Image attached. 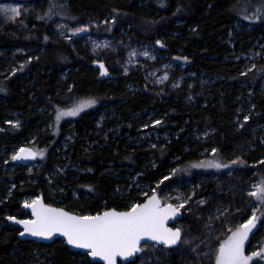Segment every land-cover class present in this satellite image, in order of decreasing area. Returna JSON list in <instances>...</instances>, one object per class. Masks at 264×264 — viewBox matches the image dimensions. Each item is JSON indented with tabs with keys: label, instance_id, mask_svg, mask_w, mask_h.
<instances>
[{
	"label": "trees",
	"instance_id": "16d2710c",
	"mask_svg": "<svg viewBox=\"0 0 264 264\" xmlns=\"http://www.w3.org/2000/svg\"><path fill=\"white\" fill-rule=\"evenodd\" d=\"M261 3L264 0H37L28 22L30 38L33 37L31 40L24 42L13 35L0 33L2 55L8 54L9 49L22 46L33 50L23 55L24 59L21 58L15 72L0 81V152L4 147H19L22 140L42 128L40 122L43 118L52 119L57 107L70 108L81 98H94L96 106L106 99L115 101L114 106L122 116L129 111L141 112L144 109L146 98L143 93L124 88L125 84L137 80L114 75L112 82L106 83L78 47V35L115 39L120 30L127 29L139 40L162 41L164 52L171 57L181 53L187 56V62L193 69L219 76L213 90L206 95V102L200 105H174L166 100L146 105L151 109H161L166 114L159 124L160 128L174 132L180 130L169 139H159L155 147L149 145L143 150L123 146L120 139L117 146L107 145L101 139L99 143L87 147L83 141H75L72 150L63 154L70 156L69 160L81 168H90L91 172L70 170L57 183L67 186L69 182L72 191H77L76 199L72 191L65 187L63 193L56 194L62 201L52 202L48 198V183L43 178L52 164L66 160L62 159L63 154L51 151L68 133L65 121L57 124L53 118L56 121L53 128L34 141L37 147L43 143L45 146L40 159L41 167L33 175H25L23 166L16 162H13L15 169L5 168L6 157L0 156V264H101L91 262L85 253L70 251L61 239L49 244L21 240L18 238L19 228L9 224L7 217L27 218L29 213L20 207L22 199L39 195L48 204L80 215L95 214L106 208L125 210L130 205L128 202L140 203L146 198L135 192L116 194L115 189L125 183L121 178L133 173L140 174L141 182L155 185L165 202L174 204L176 200L163 193L165 188L186 181L196 182L201 178L200 183L194 186V197L205 201L197 203L192 210L181 209L182 218L177 221L176 227L182 229V236L188 243L181 240L172 248L141 244V253L133 259L134 264H149L141 259L144 254L153 255L157 258L155 260L166 264H215V250L227 238L228 226L234 228L236 224L233 225V221L238 218L243 221L251 215L249 209L236 206L237 194L242 193L243 202L251 199L258 204L248 195V185L252 180L260 183L264 179V163H257L264 160V146L259 147L258 153L250 151L245 136L250 124L264 123V86L261 84L264 79V55L253 61L255 67L252 65L247 70H244L241 61L228 58L250 49L254 39L264 36L261 29L264 19H257L255 24L258 26L252 33L239 34L233 29L236 20H245L240 12L244 11L246 16L254 18L256 7ZM57 20L65 21L69 26L87 24L88 27L76 34L68 32L70 39L55 41L49 37V28ZM230 32L233 36L228 40L232 42V48L226 43ZM28 57L32 59L29 61ZM5 62L0 56V71ZM63 73L64 79L61 78ZM241 96L248 98L255 113L248 115L249 120L238 128L232 122ZM93 110L81 112L73 120L75 140L86 138L89 132L95 130L96 120L91 117ZM13 113L18 114V127L7 122ZM192 126L200 130L206 127L213 129L211 140L200 145V149L211 151L216 148V153L197 155L194 148L198 144L185 136ZM181 128L184 130L181 131ZM45 140H48L47 144ZM235 151L246 164L229 165L223 169L189 167L192 163L214 158L228 164L236 159L234 155L231 157ZM173 168H177L178 172L158 186L157 181ZM230 168H233L232 172L227 175L226 171ZM254 170V175L250 177ZM233 184L236 186L230 188ZM89 185L91 188L87 187ZM219 207L222 210L218 215L211 216L209 209ZM226 208L228 212H224ZM210 222L214 226L211 232L208 231ZM259 224L262 228L254 229L249 235L251 243L264 239V217Z\"/></svg>",
	"mask_w": 264,
	"mask_h": 264
},
{
	"label": "rangeland",
	"instance_id": "374dc122",
	"mask_svg": "<svg viewBox=\"0 0 264 264\" xmlns=\"http://www.w3.org/2000/svg\"><path fill=\"white\" fill-rule=\"evenodd\" d=\"M36 1L19 2L15 0H0V7L11 8L15 5L21 6V15L15 20L7 19L5 13L0 12V33L13 35L24 42L31 40L33 37L30 38L31 30L28 22L32 12L34 11ZM25 9H27V11H25ZM240 13V16L243 18L246 16L244 11ZM7 15H11V13L9 12ZM21 20H23V24L20 23ZM245 21L247 22L245 23ZM257 21L258 20L255 17L252 19H245L244 21L239 19L234 23L233 29L239 34L243 32L252 33L258 26L255 24ZM80 27V24L69 26L65 21L57 20L49 28V37L51 40H60L68 37V32H70L69 29ZM261 29L264 31V25L261 26ZM61 33H63V35ZM232 36L233 35L230 32L228 38L226 39L227 45H229L231 48L233 45L228 39H230ZM77 45L80 50L83 51V53H85V55L89 58L99 77L104 79L106 83L112 82L111 77L114 75L128 76L131 77V79L137 80L138 82L133 81L135 83L129 82L125 84L124 88L129 91L143 93L146 98L144 100V109L141 112L129 111L126 116H122L118 109L114 106L115 101H109V99H106L103 100L100 106H96L97 104L91 105L81 110V112H87L91 109H94L91 117L96 120L94 127L95 130L89 132L86 138H79L78 140H75L76 134L72 130V127L74 124L73 120L79 115V113L76 116L62 117L60 121H65L68 133L62 136L58 144H56V146H54V148L51 150L54 154H63L65 151H71V146L75 141H83L85 147H87L92 144L99 143L98 140L101 139L107 143V145L117 146L118 140L120 139L123 141V146L136 147L143 150L147 149L149 145H156L159 139H169L171 136L180 133V130L174 132L171 129L160 128L159 124H153L152 122L154 120L161 121L166 114L164 111H161V109H151L146 105H151L152 103L161 102L163 100H166L174 105L182 103L200 105V103L206 102V95L210 93L211 90H213L212 87L214 88V83L219 80V76L209 74L205 71L195 70L190 66V64H188L187 61L177 59V57L184 56L181 52L180 56L171 57L164 52L162 44L158 45L157 43L139 40L127 29L120 30L117 38L115 39L81 34L77 36ZM31 51L33 50L22 46L9 49L8 54L2 55V53H0V56L4 57L6 61L5 66H3V68H1L2 71H0V81L4 79L6 75L12 74V70L16 69L17 65H20L22 61L21 58L24 59L23 55ZM145 51L149 52L150 55L144 56L143 53ZM133 53L135 54L133 55ZM263 55L264 36L260 35L253 40L250 49L244 52L234 53L228 58L229 60L233 61H241L245 67L244 70H247L248 68L252 67L254 60L257 61L258 58L263 57ZM97 60L104 62L105 67L108 69L106 75H101L99 64L93 63V61ZM126 68L127 72L125 71ZM166 73L167 76H165ZM61 78H65V73L61 75ZM261 84L264 86V79L262 80ZM239 100L241 102L237 110H235L232 123L238 128H241L245 122L243 119L244 116L254 114L255 112L254 106L249 104V100L246 98V96H241ZM71 107L73 106H70V108ZM46 110L47 107L44 109V111ZM10 117L11 118H9L8 121H19L18 114L16 113L11 114ZM55 117L56 115H53L52 119L43 118V120L40 122L42 128H39L37 133L27 136L26 140H22L19 147H4L1 149L0 156L6 157V160L4 161V164L6 165L5 168L11 170L15 169L16 165L14 163L16 160H12L11 156L13 152L21 147H29L34 149V151L44 149V143L40 147L35 146L33 143L37 138L43 136V133L46 130L53 128L52 126L56 122L53 120ZM60 121L57 122V124H59ZM106 121H110L112 123L107 124ZM144 125H148V127H144ZM183 130L184 128H181V131ZM189 131L190 132H187L185 136L191 137L196 141V144H198L196 145L197 148H194V151L197 152V155H210L212 150L207 151V148L201 150L200 145H203L211 140L210 136L213 133V129L206 127L203 130H200L197 126H192V129ZM245 136H247L248 140L247 148L250 151H256L258 153L260 149L259 147L264 146V123L250 124L246 129ZM45 142L47 144L48 140H45ZM237 154V151L232 152L231 157H233V155L237 157ZM69 157L70 156L67 154H63L62 159H66L65 162L52 164L50 169H48L43 176V178L48 183V198L52 202L62 201L56 197L57 193H63L65 189H70L72 191V187L69 186V182L66 183L67 186H65V184H59V182L57 183L61 177L65 176L67 171L73 170L77 173H82L83 171L91 172L90 168L84 169L79 165L74 164L69 160ZM41 158L42 156L37 155L35 160L21 164L23 166L22 170L25 175H33L36 170L41 167ZM149 162H152V160ZM232 169L233 168L227 169L226 174L229 175L232 172ZM254 173L255 170L252 171V174L249 176L252 177ZM139 177V173H133L132 176L121 178V180L125 181V183L123 182L122 185L115 189L116 194L124 195L135 192L136 195L140 196H143L141 193H147L148 195H151V190L156 188V186L147 185L146 183L141 182ZM201 180L202 179L199 178L196 182L186 181L175 187H167L163 193H165L169 199H175V204H179L180 200L182 199L191 197L188 204H186L182 209L192 210L196 207L197 203L203 199L194 197V186L195 184L200 183ZM255 183L259 182L252 180L249 183L247 193L253 190L252 186ZM235 186L236 184H233L230 186V188H234ZM72 195L73 198L76 199L77 191L73 190ZM178 196L180 199H177ZM33 198V196L25 197L22 199V203L25 201L30 202ZM235 201L237 202V207L243 206L244 208L249 209L250 213L252 207L257 206V204L251 199H246V201L243 202L242 193L237 194ZM250 201H252L251 204L249 203ZM131 203L133 202H128V204ZM221 210L222 207L214 208L213 210L209 209V213L211 216H215L218 215ZM238 222H242V220L238 218V220L233 221L232 224L235 225ZM230 227L231 226H228V228ZM260 228H262L261 225L258 227V229ZM213 229V222H210L208 224V231L211 232ZM260 245H264V239L258 241L257 243H251V238L246 240L245 253L248 254L256 250ZM143 257L141 259H144L145 262L149 264H166V262L155 260L156 257H153V255L144 254ZM253 259L258 260L259 258ZM201 264L205 263L202 262ZM260 264H264V261H261Z\"/></svg>",
	"mask_w": 264,
	"mask_h": 264
},
{
	"label": "snow or ice",
	"instance_id": "6c2138e0",
	"mask_svg": "<svg viewBox=\"0 0 264 264\" xmlns=\"http://www.w3.org/2000/svg\"><path fill=\"white\" fill-rule=\"evenodd\" d=\"M20 8V5L11 8L0 7V12H4L7 19L15 20L21 15ZM9 12L11 15H7ZM45 15H48V13ZM37 18L41 19L42 17ZM244 18L251 19L252 17L245 16ZM255 18L264 19V3L256 7ZM113 20H115V17H113ZM20 23L23 24V20ZM87 27L88 25L85 24L80 28L69 29V31L76 34L84 31ZM61 34L63 35V33ZM45 39L47 40L48 37H45ZM66 39H70V37H66ZM156 43L160 45L162 41L157 40ZM143 55L149 56L150 54L145 51ZM31 59L32 57H28L29 61ZM177 59L187 61L188 57H177ZM93 63L99 64L101 75L107 74L108 69L103 61L97 60ZM12 71L15 72L16 69ZM125 71L127 72V68ZM165 76H167V73ZM96 102L94 98H81L71 108L57 107L55 119L59 122L62 117L76 116L81 110L96 104ZM243 119L247 121L249 117L245 115ZM8 123L19 126L18 121H8ZM152 123L160 124L161 121L154 120ZM144 127H148V125H144ZM152 147H155V145H152ZM212 152L216 153L217 149L213 148ZM43 154V150L34 151L29 147H21L13 152L11 159H28L37 155L43 156ZM257 163H264V160ZM237 164L244 165L246 161L237 156L235 160L229 161L228 164L211 160L192 163L189 167L223 169L228 168L229 165ZM183 170L187 171V169ZM177 172V168L171 169L168 175L162 176L157 181V185L159 186L164 181H168ZM87 187L91 188L90 185ZM252 188L253 190L248 195L259 203L256 207H252L251 215L243 219L242 223L228 229L227 238L222 240L215 250V264H250V262L251 264H260L261 261H264V245L258 246L256 250L248 254L245 253V241L249 239V235L253 233L254 229H258L259 222L264 217V179L260 183L253 184ZM151 192V195L141 193L146 197L143 203L133 202L123 211H118L116 208H106L102 212L87 215H78L66 211L64 208H55L52 205L45 204L40 196H36L30 202H24V206L32 210L31 219L18 220L16 216H8L7 219L23 225V231L19 233L20 236L28 234L49 239L54 234L59 233L68 245L85 249V255L92 258L99 257L104 264H117L118 257L124 258L126 264H134V260L129 258L141 252V242L145 238L165 246L177 245L181 240L188 243L182 236V229L180 227L170 228L167 226L166 221L171 217H175L188 204L191 197L180 200L179 204H174L165 202L157 193L156 188H153ZM177 199H180V197L178 196ZM199 203L203 204L205 201L201 199ZM249 203L251 204L252 201ZM258 210L260 215H258ZM228 211L227 208L224 209V212ZM236 211L239 212L240 209ZM193 251L196 250L193 249ZM253 258L259 259L254 260Z\"/></svg>",
	"mask_w": 264,
	"mask_h": 264
},
{
	"label": "water",
	"instance_id": "95a60500",
	"mask_svg": "<svg viewBox=\"0 0 264 264\" xmlns=\"http://www.w3.org/2000/svg\"><path fill=\"white\" fill-rule=\"evenodd\" d=\"M33 159H34V157H33V158H28V159H20V160H16V161H17L18 164H25V163H28V162L32 161ZM40 197H41V199H42V196H40ZM145 199H146V198H145ZM145 199H144V200H145ZM42 201H43V199H42ZM140 203H143V201L140 202ZM45 204H46V203H45ZM21 207H22L24 210H26L27 212H29V214H30V218H29V219H31V218H32V210H31L30 208L25 207L24 204H22ZM53 207H55V208H60V207H56V206H53ZM103 211H104V210H103ZM118 211H121V210H118ZM101 212H102V211H101ZM181 218H182V211L180 210V212L177 213V215H176L175 217H171L168 221H166V224H167V226L170 227V228H176L177 221L180 220ZM18 220H19V219H18ZM9 223L12 224V225H14V226H16V227H18V228L20 229V232L23 231V225H20V224H18V223H16V222H14V221H10V220H9ZM18 238L21 239V240L37 241V242H41V243H45V244H49V243L53 242L55 239H61V240L65 243V245L69 248L70 251L81 252V253H85V252H86L85 249L76 248V247H73V246H71V245H68V244L66 243L64 237H63L62 235H60L59 233L54 234L53 237H52V238H49V239L38 238V237H34V236H31V235H28V234H25L24 236H20V235L18 234ZM144 243L153 244V245L165 246V245H163V244H157L156 242L151 241V240H148V239H146V238H145V240H143V241L141 242V244H144ZM178 243H179V242H178ZM175 246H176V245L165 246V247L172 248V247H175ZM140 253H141V252H140ZM140 253H137L134 257L129 258V259H132V260H133L135 257L139 256ZM88 258L90 259L91 262H98V263L104 264L103 260H102L101 258H99V257L92 258V257H89V256H88ZM117 264H126V262H125L124 258L118 257V258H117Z\"/></svg>",
	"mask_w": 264,
	"mask_h": 264
},
{
	"label": "bare ground",
	"instance_id": "6f19581e",
	"mask_svg": "<svg viewBox=\"0 0 264 264\" xmlns=\"http://www.w3.org/2000/svg\"><path fill=\"white\" fill-rule=\"evenodd\" d=\"M17 162V161H16ZM258 180V179H257ZM39 196H42V195H39ZM42 199H43V202L44 203H46L45 202V200H44V198H43V196H42ZM144 201V200H143ZM22 204H24V203H21V205ZM46 204H48V203H46ZM21 205H20V207H21ZM49 205H51V204H49ZM52 206H55V205H52ZM56 207H59V206H56ZM60 208H62V207H60ZM21 209H23L22 207H21ZM24 210V209H23ZM105 210V209H104ZM25 212H27L26 210H24ZM67 211V210H66ZM103 211V210H102ZM121 211H123V210H121ZM27 213H29V212H27ZM75 214H77V213H75ZM78 215H80V214H78ZM30 218V214H29V216L27 217V218H17V219H29ZM8 223H9V220H8ZM10 224V223H9ZM12 225V224H11ZM14 226V225H13ZM16 227V226H15ZM20 230V229H19ZM20 233V232H19ZM65 244V243H64ZM90 260V259H89Z\"/></svg>",
	"mask_w": 264,
	"mask_h": 264
}]
</instances>
